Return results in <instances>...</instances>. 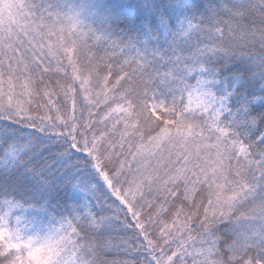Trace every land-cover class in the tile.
I'll return each instance as SVG.
<instances>
[{
  "label": "snow or ice",
  "instance_id": "1",
  "mask_svg": "<svg viewBox=\"0 0 264 264\" xmlns=\"http://www.w3.org/2000/svg\"><path fill=\"white\" fill-rule=\"evenodd\" d=\"M0 264H264V0H0Z\"/></svg>",
  "mask_w": 264,
  "mask_h": 264
}]
</instances>
